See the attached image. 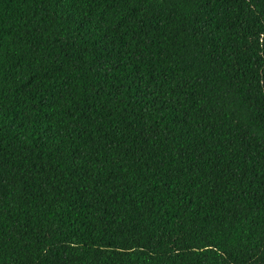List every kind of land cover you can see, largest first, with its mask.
<instances>
[{
    "label": "trees",
    "instance_id": "trees-1",
    "mask_svg": "<svg viewBox=\"0 0 264 264\" xmlns=\"http://www.w3.org/2000/svg\"><path fill=\"white\" fill-rule=\"evenodd\" d=\"M0 264H264V0H0Z\"/></svg>",
    "mask_w": 264,
    "mask_h": 264
}]
</instances>
